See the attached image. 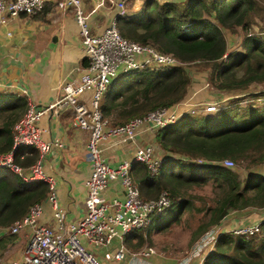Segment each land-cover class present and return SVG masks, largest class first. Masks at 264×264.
I'll return each mask as SVG.
<instances>
[{
  "label": "trees",
  "instance_id": "16d2710c",
  "mask_svg": "<svg viewBox=\"0 0 264 264\" xmlns=\"http://www.w3.org/2000/svg\"><path fill=\"white\" fill-rule=\"evenodd\" d=\"M260 10L258 0H143L138 12L118 15L116 25L124 37L171 52L180 64L118 74L121 78H113L102 96L103 114L111 124H119L179 102L193 78L186 63L196 61L210 65L209 78L221 90H244L251 84H264V37L248 32ZM237 26L245 30L243 49L228 51L223 30H235ZM260 94L261 91L250 93L252 104L236 102L214 114L187 112L157 129V142L167 155L170 153L158 172L150 173L142 162L132 165L141 169L136 179L132 176L140 194L152 197L167 189L173 201L170 209L177 217L183 209L193 206L188 198L190 189L213 182L217 188L213 204L207 207V218L192 231L193 239L230 210L264 207V172L250 171L241 179L237 169L221 163L224 158L264 162V101L255 100ZM20 100L17 106L22 102L25 107V98ZM9 108L0 124V152L9 150L12 144L17 111ZM28 151L31 154L25 156L24 163L30 164L38 152L34 147ZM16 155L14 159L19 163ZM197 158L203 161L197 162ZM10 170L0 167V215L16 219L31 203L45 199L48 186L41 180L25 182L18 175L10 180L6 175ZM154 222L156 219L144 230L126 234L125 244L139 246L145 235L150 236L152 229L160 227ZM260 227L258 237L232 231L218 234L215 248L203 264H264V219Z\"/></svg>",
  "mask_w": 264,
  "mask_h": 264
},
{
  "label": "built area",
  "instance_id": "2783aa9c",
  "mask_svg": "<svg viewBox=\"0 0 264 264\" xmlns=\"http://www.w3.org/2000/svg\"><path fill=\"white\" fill-rule=\"evenodd\" d=\"M45 0H0V23H6L21 13L32 15L42 9ZM55 5L72 12L79 26L80 42L85 63L77 67L80 73L67 79L61 85L59 96L47 105L38 106L32 99H27L25 111L12 126V144L9 150L0 152V167H8L25 182L45 181L48 192L44 200L48 201L55 225L40 221L43 201L31 203L26 212L9 224V231L19 232L28 229L29 238L22 256L11 264H105L95 248L109 243L114 237L120 239L118 246L109 249L105 258L122 264H156L152 255L157 250L151 246L131 249L123 242V237L135 229L151 224L156 217L170 209L172 198L167 189H161L155 197L140 194L137 183L131 175L135 162H142L150 173L158 172L164 157L155 153L153 144H141L137 133L143 124L159 129L177 121L179 112L176 104L189 105V98L170 106H161L146 114L130 118L124 123L111 124L109 117L101 109V99L109 83L120 73L180 64L171 52L159 50L151 43H141L124 37L114 18L102 31L92 32L88 13L82 0H55ZM118 15H125V0L115 1ZM217 102L204 105L208 111L218 109ZM194 102L187 112L195 111ZM222 107V106H221ZM70 109L73 113L72 124L88 132L87 154L90 174L84 181L85 212L75 221H65V212L60 206L54 178L45 172L41 161L58 140L46 138L44 129L37 121L43 114ZM201 109V108H200ZM184 113L183 115H185ZM128 139L134 145L129 157H124L112 166L103 155L101 142L107 138ZM30 146L38 152L37 160L28 164L17 163L14 156L19 148ZM202 162L203 159H195ZM221 163L233 166L230 158ZM114 178H119L124 189V198L106 199L102 190ZM253 221L234 227L232 232L250 236L260 232V222ZM217 226L204 232L193 245L190 252L180 257L175 264H189L194 257L202 255L209 244L218 236ZM207 253V252H206Z\"/></svg>",
  "mask_w": 264,
  "mask_h": 264
},
{
  "label": "crops",
  "instance_id": "0c3cea01",
  "mask_svg": "<svg viewBox=\"0 0 264 264\" xmlns=\"http://www.w3.org/2000/svg\"><path fill=\"white\" fill-rule=\"evenodd\" d=\"M82 1L88 13L92 32L102 31L116 18L118 9L115 1L118 0ZM158 1L162 3L170 0ZM174 1L184 2V0ZM142 3L143 0H125L127 13L138 12ZM80 39L79 26L72 12L59 9L55 5V0H45L43 8L35 14L21 13L6 23H0V124L3 122L2 115L8 112L9 106L13 103L16 105L9 110L17 111V117L13 118L14 121L25 111L26 106L24 107L21 102L23 98L26 101L32 99L38 106H42L59 96L63 82L77 76L80 73L77 67L85 63ZM195 93H200L198 88ZM187 97L189 100L198 102L201 100V98L190 95ZM19 98L21 104L18 107ZM192 103L194 102H189V105L175 103L179 117L186 113ZM72 116L70 109H62L59 112L43 114L37 121L38 125L44 129L43 134L46 138L61 142V145L52 147L42 159L41 164L45 172L54 178L57 199L65 212V221L78 220L84 214L86 193L84 181L90 174L87 154L88 132L74 126ZM156 132L157 129L143 124L136 137L139 143H151L155 153H162L164 157L165 155L168 157L170 153L167 155V152L160 147ZM30 148V146H23L16 152L18 154L16 159L21 165L28 164L24 163V158L31 154L28 151ZM101 148L106 160L112 166L118 164L124 157L131 156L134 151V145L128 139L120 137L103 140ZM35 160L37 158L32 161ZM262 172L264 169L261 170ZM131 174L136 179L141 174L140 167L132 166ZM6 175L10 180L18 177L12 170ZM102 196L106 199L124 198V189L120 179L111 180L102 190ZM170 210L167 214L163 212L156 217L158 222L155 223H159L160 227L167 223L169 214H173V209ZM175 217L173 214L171 220ZM39 219L50 225L56 223L51 206L46 200H43V212ZM263 219L264 207L248 206L243 209L230 210L217 224L212 226H217L219 229L217 233L220 234L236 226ZM13 220L10 216L0 215V264H11L12 261L19 259L29 238V231L26 228L16 233L9 231V224ZM119 243L120 239L114 237L109 243L95 248V251L105 264H122L105 258L106 252L118 246ZM214 248L215 242L209 244L206 251L203 250L202 255L194 257L189 264H203L205 257ZM179 258L159 251L151 257L156 264H175Z\"/></svg>",
  "mask_w": 264,
  "mask_h": 264
},
{
  "label": "rangeland",
  "instance_id": "374dc122",
  "mask_svg": "<svg viewBox=\"0 0 264 264\" xmlns=\"http://www.w3.org/2000/svg\"><path fill=\"white\" fill-rule=\"evenodd\" d=\"M258 1L259 5H261L260 14L254 15L253 21L250 24V28H248V32L260 34L264 37V0ZM223 31L227 41V50L241 51L243 49L241 41L245 35V30L240 26H237L235 30L224 28ZM186 66L193 78L191 79V82L188 86L185 97L190 95L192 97L201 98L199 102L192 99L188 101L199 103L194 106L195 111L190 109V112L192 113L202 112L205 114H214L218 110L226 108L228 105L234 104L236 102L241 105L252 104L254 99L250 97V93L256 91H261V94L260 96H257L255 100L264 101V84H251L247 89L244 90H221L215 87L209 78V73L211 71L209 64L206 62L196 61L186 63ZM197 88L199 89L200 93L194 94ZM248 92L250 93L248 94ZM217 101H219L218 109H211L207 111L204 108V105H207V103ZM156 155L159 157H164L162 153H156ZM233 162L234 164L231 167L239 171V176L241 179L244 178L250 171H257L261 173V170L264 169V162L261 161L251 163L247 159H242L233 160ZM216 190L217 188L214 187L213 182L210 180L199 187L190 189L188 198L193 202L192 207L183 209L179 215L177 214L178 217L176 216L174 220H171V216L173 214L170 213L167 223H164L160 228L152 229L150 236L145 235L144 241L139 246L128 247L131 249H140L144 246L151 245L159 252L169 253L177 257H183L187 255L192 249L193 245H195L196 241L205 232L204 231L200 233L196 239L191 238L192 231L197 228L200 222L207 218V207L213 204ZM199 207L202 208L199 209ZM169 210L165 211V213L167 214ZM145 228H141L140 230H144ZM258 236H260V233L257 234L256 237Z\"/></svg>",
  "mask_w": 264,
  "mask_h": 264
}]
</instances>
